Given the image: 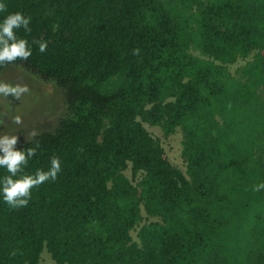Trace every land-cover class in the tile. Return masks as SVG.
<instances>
[{
    "label": "trees",
    "instance_id": "16d2710c",
    "mask_svg": "<svg viewBox=\"0 0 264 264\" xmlns=\"http://www.w3.org/2000/svg\"><path fill=\"white\" fill-rule=\"evenodd\" d=\"M0 3V22L31 18L16 36L32 51L0 71L53 84L66 110L16 145L39 140L23 175L52 157L61 171L26 207L0 194V264H38L43 249L53 264H264V190L253 191L264 183V0ZM141 122L181 129L185 174ZM141 208L157 221L139 225Z\"/></svg>",
    "mask_w": 264,
    "mask_h": 264
},
{
    "label": "rangeland",
    "instance_id": "374dc122",
    "mask_svg": "<svg viewBox=\"0 0 264 264\" xmlns=\"http://www.w3.org/2000/svg\"><path fill=\"white\" fill-rule=\"evenodd\" d=\"M196 57H203L200 52L193 47L188 51ZM253 54L246 58H237L236 61L227 66L231 76L237 77L238 70L252 59ZM116 80H112L106 85L111 88ZM0 82L15 85H27L29 93L23 95L20 100H14L9 103L10 98L0 97V120L4 121V125L0 126V135H16L18 141H26L28 133L35 130L37 133L41 131H50L56 125L59 118L66 113L62 94L53 84L43 82L37 77L31 75L21 67L13 66L0 71ZM264 97V93L262 94ZM12 100V102H13ZM15 116H20L22 124L16 125L12 122ZM141 125L147 133L154 139L158 140L163 150V154L168 163L185 174V163L181 156L182 149V131L176 127L174 131L168 135H164L160 126L149 125L141 122ZM122 174L135 184L130 177V170L127 167ZM142 221L139 225L155 222L157 218L150 217L140 209ZM137 227L130 231L132 241L137 242ZM38 264H53L45 249L42 250Z\"/></svg>",
    "mask_w": 264,
    "mask_h": 264
},
{
    "label": "clouds",
    "instance_id": "9594fccd",
    "mask_svg": "<svg viewBox=\"0 0 264 264\" xmlns=\"http://www.w3.org/2000/svg\"><path fill=\"white\" fill-rule=\"evenodd\" d=\"M6 11V5L0 3V12ZM31 18L25 17L22 13H13L7 15L0 22V67H6L13 62L27 61L32 55L29 41L24 38H17L16 30L23 29L25 33L30 34ZM33 45L38 46L39 52L43 53L47 49V42L41 40H32ZM134 55L139 54V49L134 50ZM27 85L7 84L0 82V97L8 98L11 96L14 100L29 93ZM11 104V101H9ZM12 122L16 125L22 124L20 116H15ZM4 121L0 120V126ZM38 133L33 130L28 133L27 141H33ZM18 137L16 135H0V168L7 170L8 175L0 181V194L4 202L13 209L26 207L31 199L33 188H38L43 183L52 180L55 181L58 173L61 171L60 160L58 157H52L50 167L47 171L37 170L34 175H23L24 167L27 166L29 159L36 155V149L39 147V140L35 141L34 147L24 150H16ZM13 179V177H18ZM264 190V183L253 186L254 192Z\"/></svg>",
    "mask_w": 264,
    "mask_h": 264
},
{
    "label": "flooded vegetation",
    "instance_id": "af4514ba",
    "mask_svg": "<svg viewBox=\"0 0 264 264\" xmlns=\"http://www.w3.org/2000/svg\"><path fill=\"white\" fill-rule=\"evenodd\" d=\"M8 98H10L11 103H14V100L11 96H9ZM12 100H13V102H12Z\"/></svg>",
    "mask_w": 264,
    "mask_h": 264
}]
</instances>
